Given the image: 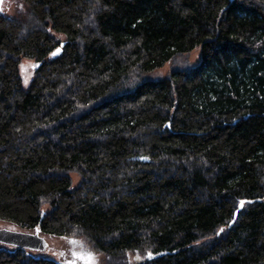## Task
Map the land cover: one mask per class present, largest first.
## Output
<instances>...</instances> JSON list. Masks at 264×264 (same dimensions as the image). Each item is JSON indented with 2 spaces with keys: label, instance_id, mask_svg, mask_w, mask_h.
Listing matches in <instances>:
<instances>
[{
  "label": "trees",
  "instance_id": "trees-1",
  "mask_svg": "<svg viewBox=\"0 0 264 264\" xmlns=\"http://www.w3.org/2000/svg\"><path fill=\"white\" fill-rule=\"evenodd\" d=\"M23 1L0 10V220L107 264H264V0Z\"/></svg>",
  "mask_w": 264,
  "mask_h": 264
},
{
  "label": "rangeland",
  "instance_id": "rangeland-1",
  "mask_svg": "<svg viewBox=\"0 0 264 264\" xmlns=\"http://www.w3.org/2000/svg\"><path fill=\"white\" fill-rule=\"evenodd\" d=\"M2 12L9 17H22L26 12V5L23 0H4ZM170 66L171 63L167 64L164 68L152 73L150 77H163L166 75ZM21 67L24 84L28 86L34 75V61L24 59ZM74 177L78 178L76 174H74ZM0 227L18 229L14 224L2 220H0ZM43 235L49 241L50 247L44 252L32 250V253L37 256L52 258L61 264H107L105 255L86 237H63L46 233ZM73 241H76V243H73ZM0 246L8 247L2 243H0ZM151 257H153L151 253L148 255H143L138 252L131 253L129 254V262L131 264H137Z\"/></svg>",
  "mask_w": 264,
  "mask_h": 264
},
{
  "label": "water",
  "instance_id": "water-1",
  "mask_svg": "<svg viewBox=\"0 0 264 264\" xmlns=\"http://www.w3.org/2000/svg\"><path fill=\"white\" fill-rule=\"evenodd\" d=\"M3 2L4 0H0V10L2 9ZM242 207L243 206H241L240 203L239 208L235 212L233 220L229 224L230 226L237 219ZM0 243L40 252L47 251L50 247L49 241L43 234L40 233L39 230L25 231L20 229H11L8 227H0Z\"/></svg>",
  "mask_w": 264,
  "mask_h": 264
},
{
  "label": "snow or ice",
  "instance_id": "snow-or-ice-1",
  "mask_svg": "<svg viewBox=\"0 0 264 264\" xmlns=\"http://www.w3.org/2000/svg\"><path fill=\"white\" fill-rule=\"evenodd\" d=\"M55 55V53H53ZM241 206H243V202H241ZM73 243H76V241H73Z\"/></svg>",
  "mask_w": 264,
  "mask_h": 264
}]
</instances>
